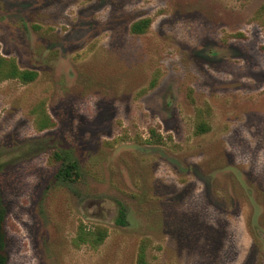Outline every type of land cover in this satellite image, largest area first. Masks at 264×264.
Returning a JSON list of instances; mask_svg holds the SVG:
<instances>
[{
  "label": "rangeland",
  "instance_id": "rangeland-1",
  "mask_svg": "<svg viewBox=\"0 0 264 264\" xmlns=\"http://www.w3.org/2000/svg\"><path fill=\"white\" fill-rule=\"evenodd\" d=\"M0 53L6 264H264V0H0Z\"/></svg>",
  "mask_w": 264,
  "mask_h": 264
},
{
  "label": "trees",
  "instance_id": "trees-1",
  "mask_svg": "<svg viewBox=\"0 0 264 264\" xmlns=\"http://www.w3.org/2000/svg\"><path fill=\"white\" fill-rule=\"evenodd\" d=\"M150 25L149 19H140L135 21L130 26V33L134 35H140L145 33ZM38 74L32 70H20L14 59L3 57L0 53V82L7 80H18L23 84H28L36 80ZM39 120L36 123L37 130L43 131L47 128L53 127V122L47 116L45 111L42 109L41 112H38ZM210 129L209 125L202 121L198 122L195 134H203L208 132ZM153 134V132H152ZM154 138V137H153ZM155 143H161V138L156 137L153 139ZM54 157L56 159H61L62 156L58 152H54ZM60 169V176L65 180H72L73 178L78 177L77 165L73 161H69ZM124 213L123 210L120 211L118 217V225H124ZM107 236V231L103 227H94L92 230H84L83 228H79L75 239L73 240V244L76 247H80L82 245H86L91 247L92 249L98 248L105 240ZM148 239H143L139 251L137 254V259L135 264H149L146 260V245ZM5 250V234H4V210L1 203L0 198V264H6L7 258L4 253Z\"/></svg>",
  "mask_w": 264,
  "mask_h": 264
}]
</instances>
